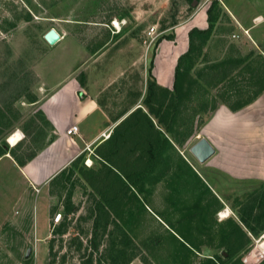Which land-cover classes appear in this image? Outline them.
<instances>
[{
  "label": "rangeland",
  "instance_id": "374dc122",
  "mask_svg": "<svg viewBox=\"0 0 264 264\" xmlns=\"http://www.w3.org/2000/svg\"><path fill=\"white\" fill-rule=\"evenodd\" d=\"M197 1L201 7L209 2ZM194 3L195 0H0V108L11 121L10 125L0 126V143L6 140L10 148L18 144L17 152L22 157L40 152L54 137V128L46 123L45 114H40L44 113L42 106L48 98L61 93L63 97L96 101L110 122L123 115L121 122L133 109L142 111L128 122L123 161H103L96 153L98 142L82 153V161L62 185L53 186L50 208L46 188L42 192L34 188L43 229L48 232L49 221L51 224L52 236L47 243L37 245L33 231L14 229L19 221L13 222L0 213V264H111L116 249L125 251L117 255L116 264L134 259L131 264H264V232L254 235L237 218L240 207L264 191L263 185L256 193L226 199L231 211L226 206L222 211H227L226 219L230 220L214 222L213 236L207 239L210 245L206 248L195 246L182 235L183 240H177L170 230H162L165 226L160 218L169 222L167 211L165 215L162 212V202L166 209L171 204L179 212L186 206V193L205 189L195 173L202 166L190 152L195 144L190 142L191 133L200 130L215 108L245 104L264 87V63L249 48L238 44V38L234 40L235 32L219 7L220 0H211L207 5L213 6V31L206 40L196 39L191 59L180 68L181 83L188 96L183 97L168 133L169 144L162 143L160 149V124L153 117L154 128L143 115H151L150 107L160 111V90L152 87V68L156 61L154 74L160 79L164 76L166 82L170 77L174 79L177 63L170 60V54L174 55L166 49L168 44L161 43L176 41L179 49L184 48L189 34L183 37L176 28L200 6ZM116 18L120 30L113 25ZM152 26L157 27L158 37L147 50L144 40ZM191 26L192 22L185 26L188 33L196 28ZM50 29H56L63 38L55 45L44 39ZM32 97L38 101L32 103ZM57 104H63L62 99ZM102 122L100 111L74 121L88 141ZM41 131L45 137L40 138ZM17 132L19 140L12 145L9 137ZM74 139L82 144L77 136ZM62 145L68 147L66 139ZM69 193L78 212L68 218L66 233L58 234ZM190 200L191 205L195 204L192 209H202L199 194ZM97 202L105 205L111 220L126 231L127 242L123 243L124 235L112 224L104 236L99 232L98 249L90 243L92 211ZM58 213L62 219L55 224L53 219ZM31 233L33 240L28 238ZM29 248L32 253L26 259Z\"/></svg>",
  "mask_w": 264,
  "mask_h": 264
},
{
  "label": "crops",
  "instance_id": "0c3cea01",
  "mask_svg": "<svg viewBox=\"0 0 264 264\" xmlns=\"http://www.w3.org/2000/svg\"><path fill=\"white\" fill-rule=\"evenodd\" d=\"M208 1L207 4L210 5L211 0ZM197 3L200 6L195 8L192 16L176 28V31L182 32L183 37L189 34V30H186L185 26L190 22H192L191 28L206 30L209 27V5L206 4L201 7L198 1L194 5ZM219 7L224 13L227 23L235 32L236 39L234 40L238 41L239 39L238 44L246 49L249 48L264 63V0H227V2L220 0ZM62 39L61 36L60 40ZM163 43H167L166 49L173 52L174 57L170 54V60L175 64H178L179 58L189 50L190 46L189 37L182 49H179L176 41H163L161 44L163 45ZM78 45L81 50L82 47L84 48L79 41ZM82 52L85 53L86 50H82ZM160 60L163 61V58L161 57ZM156 64L155 61L152 68L153 72L151 71L155 84H153V89L160 90V87H163L173 90L175 75L174 79L170 77L169 82L163 81L164 76L160 79V75L154 74ZM76 84L80 86L78 82ZM63 96L61 93L50 97L42 106L47 121L54 128V137L37 153L34 159L24 166H20L10 154L0 158V204H3L0 213L11 218L13 222L19 221L14 225V229L33 231V239L37 245L41 241L47 243L52 232L50 221L47 232L46 229H43V224L38 218L34 188H39L41 192L43 188H46L48 197L46 202L50 208L52 204L50 182L69 167L89 146L98 142V146L102 145L115 128L135 110L131 109L132 111L128 112L121 122L119 119L123 115L110 122L108 114L104 112L102 107L98 106L96 101L90 98ZM61 99L63 104L56 105V102L59 103ZM86 101L90 104L86 105ZM47 104L54 107L56 112L50 111ZM97 111L103 114V122L102 125H97L96 133L89 138V141L81 136L80 129L77 135L67 134V130L72 126L78 127L74 123L75 120L88 118ZM149 116L154 120L153 116ZM160 131L168 138V133L164 128L160 127ZM107 134L108 137H106ZM76 136L81 139L84 146L74 139ZM202 138H205L215 149V154L205 163L198 161L202 166L201 170L195 169V173L200 176L205 189L200 192L186 193L183 196L187 202L186 206L179 212H177L175 205L169 204L168 209H166V203L162 202V212L167 211L166 215L169 222L163 220L164 218H160V221L165 226L162 230H170L177 240L182 241L183 238L180 236L182 235L191 240L195 246L206 248L210 245L207 243V239L213 236L212 226L214 222L220 224L230 220L226 218L221 220L217 215L225 206L231 211V205L226 199L234 196H247L253 191L256 193L262 185L264 186V87L259 90L254 99L246 102L238 110H232L227 105L215 108L212 114L206 118L205 124L200 130L195 129L189 137L190 142L193 141L194 143ZM64 139L67 140L68 147L62 145ZM161 145L162 143H160V149ZM202 171L206 174H202ZM197 194L202 198L201 210L192 209L195 204L191 205L192 200L190 199H194ZM239 210L237 211V218H239ZM17 215L19 216L15 217ZM22 216H25L24 219H21ZM27 218L30 220L29 223L26 222ZM170 222L173 228L169 226L171 225ZM32 236V233L29 234V240H33ZM191 249L194 250V248ZM134 261L136 260H132L131 263Z\"/></svg>",
  "mask_w": 264,
  "mask_h": 264
},
{
  "label": "trees",
  "instance_id": "16d2710c",
  "mask_svg": "<svg viewBox=\"0 0 264 264\" xmlns=\"http://www.w3.org/2000/svg\"><path fill=\"white\" fill-rule=\"evenodd\" d=\"M208 21H209V27L206 30H199L195 28L192 31H190L189 50L185 54H183L178 60V64L175 70V83H174L173 90L160 87V111L158 109L155 110L154 108H151V107L149 109L151 116L155 117L158 120L160 127L164 128L167 133L171 132L172 126L177 119L178 112L180 111L179 108L182 104V100H184L183 97L187 94V91H184L183 89L184 84L181 83L182 76L180 74V68L182 64H184L186 61L191 59L193 55L196 39H201L202 41L206 40L208 39L211 32L213 31V26H214L213 6L212 8L208 10ZM167 38L172 39L173 37H167ZM168 95L170 97H168ZM37 101L38 100L35 97H32L31 99L32 103H36ZM148 101L149 99L146 100V103ZM243 105L244 103H239L237 106H232V107L230 106V107L232 110H238ZM163 108H166V110H164ZM40 114L44 115L42 111ZM137 114H142V111L140 109H137L136 111H134L129 117H127L124 121H122L115 128L114 132L110 135V137L102 145H99L96 148L97 155L101 156L103 161L110 162L112 160H117V159H120L123 161V158L125 157L123 154V151L125 148L124 143H125V140L128 138V131H127L128 124H129L128 122L133 116H136ZM143 115L150 121L152 126L155 128V125L151 117L148 114L143 113ZM44 118L46 120V123L50 124L49 121H47L46 117ZM5 124L10 125L11 121L8 117V114H6V111L0 108V126H4ZM134 127L135 129L137 128L136 125H134ZM0 134H1V131H0ZM39 134H40V138L45 137L44 132L41 131V133ZM160 143L169 144L167 137H165V135L161 131H160ZM17 145L10 148L6 140H3L0 143V158L2 156L10 154L20 166H24L27 162L31 161L32 159L36 157L37 153L29 154L27 157L20 156L17 152V149H18ZM125 152L126 151H124V153ZM82 159L83 157L81 154L70 164L69 167H67L62 172H60L50 182V194L51 195L54 194L53 186L55 184L62 185V183L65 182L68 175H71L74 173V169L78 167ZM124 174H127V173L124 172ZM63 205H64L65 216H64V220L62 221V223L59 225L57 229L58 234L66 233L68 218L71 215L76 214L78 212L77 207L74 205L72 201V193H69V195H67L66 202ZM111 216L112 215L110 211L107 209V207L103 205L102 203L97 202V207H95V211L94 210L92 211L93 231L91 233V239H90V243L94 246L95 249H98L100 246V242H97L99 232L101 231L102 236H104L108 230V227L112 224H114V226L117 229L119 228V230H121L122 234L124 235L123 243L125 242V240L126 242L128 240L126 231L123 230L122 227L119 226L118 223H116V221L113 222L111 220ZM239 219H240V222L246 228H248L254 235H259L260 233L264 232V191H262L261 193L258 192L252 197V199H250L247 203L242 205V207L239 210ZM255 226H257V228ZM55 232L56 231L54 230L53 233ZM124 252L125 251L123 249H116L117 254H115V256H111L112 258L111 264H116L117 255L119 256ZM131 262L132 260L128 261L126 264H130ZM211 263L214 264L213 262Z\"/></svg>",
  "mask_w": 264,
  "mask_h": 264
},
{
  "label": "water",
  "instance_id": "95a60500",
  "mask_svg": "<svg viewBox=\"0 0 264 264\" xmlns=\"http://www.w3.org/2000/svg\"><path fill=\"white\" fill-rule=\"evenodd\" d=\"M195 2H197V0H195ZM44 39L48 44L55 45L60 41L61 36L56 29H50L45 34ZM190 152L197 161L205 163L215 154V149L205 138H202L191 147ZM31 253L32 248H29L26 253V258H29Z\"/></svg>",
  "mask_w": 264,
  "mask_h": 264
},
{
  "label": "built area",
  "instance_id": "2783aa9c",
  "mask_svg": "<svg viewBox=\"0 0 264 264\" xmlns=\"http://www.w3.org/2000/svg\"><path fill=\"white\" fill-rule=\"evenodd\" d=\"M116 21V20H115ZM115 21H113V25L115 26L116 30H120L116 27ZM158 37V33H157V27L156 26H152L151 28H149L146 31V37L144 40V44L147 48V50L152 47L153 43L155 42V40ZM79 131V128L77 126H72L70 129L67 130V134L68 135H77ZM35 191H39L37 188H35ZM225 210L219 212V216L221 215L222 212H224ZM62 219V215L61 213H58L55 218L53 219L55 224H58Z\"/></svg>",
  "mask_w": 264,
  "mask_h": 264
},
{
  "label": "bare ground",
  "instance_id": "6f19581e",
  "mask_svg": "<svg viewBox=\"0 0 264 264\" xmlns=\"http://www.w3.org/2000/svg\"><path fill=\"white\" fill-rule=\"evenodd\" d=\"M115 24H116V27H117V28L121 29V28H120L121 25H120V23H119L118 21H116ZM17 140H19L18 132H17V134L11 135V136L9 137V142H10L12 145H15L16 142H17ZM16 145H17V144H16ZM226 217H228V213H227V211L222 212L221 215H220V218L225 219Z\"/></svg>",
  "mask_w": 264,
  "mask_h": 264
}]
</instances>
